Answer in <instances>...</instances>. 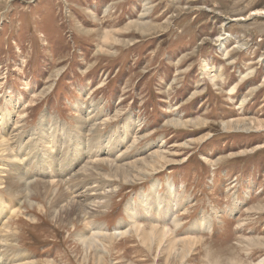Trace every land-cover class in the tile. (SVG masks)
<instances>
[{
  "label": "rangeland",
  "instance_id": "rangeland-1",
  "mask_svg": "<svg viewBox=\"0 0 264 264\" xmlns=\"http://www.w3.org/2000/svg\"><path fill=\"white\" fill-rule=\"evenodd\" d=\"M254 11L264 0H0V146L25 160L11 165L0 147V204L19 209L0 216V245L10 237L0 264H264V16ZM91 156L117 163L87 177L109 187L93 223L167 225L189 237L183 252L132 235L86 256L82 220L54 213L75 182L47 183ZM22 175L38 180L26 199Z\"/></svg>",
  "mask_w": 264,
  "mask_h": 264
},
{
  "label": "bare ground",
  "instance_id": "bare-ground-1",
  "mask_svg": "<svg viewBox=\"0 0 264 264\" xmlns=\"http://www.w3.org/2000/svg\"><path fill=\"white\" fill-rule=\"evenodd\" d=\"M250 16H252V17L264 16V11H254L251 13ZM233 21H239V22L240 21H246V18L234 19ZM218 40L224 41L225 39L222 37H219ZM235 48H238V47L235 46L234 48H232L230 50H226L225 57L227 56L228 53H230L229 51H231ZM246 77H247V75H243L241 79H245ZM233 91H234V89L231 90V92H233ZM241 104H245V102H242ZM93 121L94 122L98 121L97 116H95L93 118ZM104 121H103V123L105 124ZM107 121H109V120H107ZM97 124H96V126H98ZM99 124H101V123L99 122ZM93 126H95V124ZM258 128L260 130V129H262V126H260ZM72 142L74 144H73V146L71 145L72 146L71 151L74 152L76 150L75 152H77L78 151L77 145H79L80 142L77 141V145L75 144V140ZM2 144L3 145H1V146H3V149H2V152L4 154L3 156L5 158L8 157V159H7L8 161H6V162H10L12 165V164H17V163L19 164L20 162L25 161V160L21 161L22 159L21 160L19 159L20 161L16 160V158H15L16 155L11 153V151L6 148V144L4 141H2ZM51 154H52V151H50V156H51ZM161 155H162V152L158 153L156 157H159ZM122 156L120 155L119 157H122ZM161 157H164V156H161ZM204 160L206 162H209V161L211 162V160H208L206 158H204ZM100 163H104L109 168H113L117 165L115 160L99 159L98 156H91V157H89V160L85 163V165L83 167H81L79 169V171L77 172V174L74 175L71 179L65 180V182H63V180L62 181L61 180H58V181L50 180L47 183L49 186H51L53 188H57V186L60 187V183H62L61 185L63 187H65L63 184L66 185L67 181L75 182L74 187H72L73 189L69 188L70 189L69 191H67L65 189V192L67 193L66 197H64L62 195L58 196L57 202L60 199L62 201L57 205V207H59V206L60 207L58 209H56L54 211V213L62 214L64 212L71 211V212L77 214L78 219L82 220V223L84 224V229H86V230L80 231L78 233V236H77L78 240L77 241L84 248L86 256L94 250H95V254L96 253L100 254V252L109 254L108 246H107V244L109 242H112L115 239L116 240L123 239V238L129 237V236H132V235H135L141 241L145 242L147 240V242L157 244L159 246V248H161L163 243H165V244L167 243V245L170 246L169 249H171V252H173L174 254L178 255L179 252H183L188 245L189 237L186 236V237H182V238L180 237L179 239H176L173 236V234H175L174 229L170 226H167V225L158 226V224H156V225H152L150 228L147 227V229H146V226H143V224L137 223V221L132 220L131 223L129 224L130 227L128 225H126L123 228H120V227L116 228L114 231L111 232L105 228L106 227L105 225H104L105 226L104 227L102 225H98V224L93 223L91 218L94 217V213H97L98 211H100L102 208H104L106 206L104 199L106 197H108L106 194H104L105 192L99 193L100 191H105L106 190L105 187H107L108 185H106L104 187L102 185L103 188H100L98 185H95L97 183V181H95L94 178L87 179L88 175H92V174L94 175L95 166L100 164ZM50 165H52V164H50ZM76 178H80L79 181H77V183H76ZM18 180H19V182L23 181L24 189L21 190V193L22 192L25 193L24 197L26 199L29 196V193H27L28 190L26 189V187L34 185L35 183H37L38 180L32 181L31 179H29V177L26 178L23 175L21 177H19ZM85 180H87V182L84 185L80 184V183H83L80 181H85ZM134 181L136 182V180H134ZM89 185H91V187L88 189L87 187ZM92 185H95V187H92ZM170 187H171V185H170ZM107 188H109V187H107ZM82 189H84V190L81 191ZM115 191L116 190L111 189L108 192H109V194H113V193H115ZM17 194L18 193H15L14 195H17ZM26 203L27 202H25V204ZM7 207L8 208L6 209L3 207V204H0V216L4 215L3 214L4 210H6L8 213L10 212L11 215H16V213L19 210V209H16V206H14V205H12L11 208L9 207V205ZM175 220H177V219L174 218V220H172V221H173V226L176 229V228H178L179 224ZM208 229L211 230L210 227ZM1 233H2V231H1ZM9 233L10 232H8V234ZM8 234H6V235H8ZM10 235H8V236H10ZM4 237H5V235H4ZM5 238H6V240L3 239L4 241H1V243L3 245L4 244L7 245L8 241H9L7 238H10V237H5ZM179 244H183V248H181V249L177 248V246ZM5 245L4 246L0 245V255H2L1 249H3L5 247ZM10 247H12V246H10ZM22 255H24V254H22ZM22 255H20V256H22ZM16 263H18V264H33L31 261H29L28 258H26V256H24V258H20L19 255H15V260L13 259V261L10 262V264H16ZM261 263H264V260L261 261Z\"/></svg>",
  "mask_w": 264,
  "mask_h": 264
}]
</instances>
